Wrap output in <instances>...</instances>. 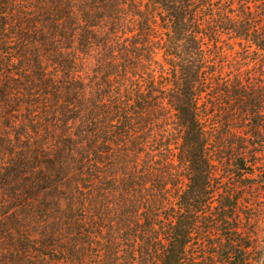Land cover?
Masks as SVG:
<instances>
[{
  "label": "trees",
  "instance_id": "1",
  "mask_svg": "<svg viewBox=\"0 0 264 264\" xmlns=\"http://www.w3.org/2000/svg\"><path fill=\"white\" fill-rule=\"evenodd\" d=\"M263 74L264 0H0V264H264Z\"/></svg>",
  "mask_w": 264,
  "mask_h": 264
},
{
  "label": "rangeland",
  "instance_id": "2",
  "mask_svg": "<svg viewBox=\"0 0 264 264\" xmlns=\"http://www.w3.org/2000/svg\"><path fill=\"white\" fill-rule=\"evenodd\" d=\"M255 1L259 2L260 0H255ZM254 84L257 85L258 87L257 93L259 94L264 93V74L262 75V77L258 78L257 81L255 79ZM262 121H264V119ZM257 159L258 161L262 162L264 161V156H259ZM254 173L255 175H258L256 181L254 180L255 178H248L247 183L258 184L259 187L254 191V195L257 196L256 199H254L253 195L250 194V196H248L247 199L245 200L246 203H250L251 206H249V208L244 211V216L248 219L251 218L259 219V223L263 225L260 230V238L261 241L264 243V194H263L264 184H262L264 182V165H259L254 170ZM259 191H261V194L259 193ZM258 198L260 199V201L257 200ZM249 227L250 229H252L253 225L251 224Z\"/></svg>",
  "mask_w": 264,
  "mask_h": 264
}]
</instances>
